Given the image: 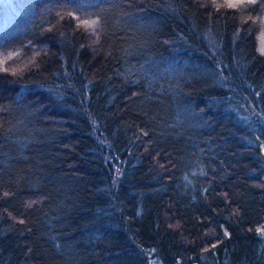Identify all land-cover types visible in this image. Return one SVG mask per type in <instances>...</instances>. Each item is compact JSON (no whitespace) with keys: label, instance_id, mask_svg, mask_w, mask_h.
I'll return each instance as SVG.
<instances>
[{"label":"trees","instance_id":"trees-1","mask_svg":"<svg viewBox=\"0 0 264 264\" xmlns=\"http://www.w3.org/2000/svg\"><path fill=\"white\" fill-rule=\"evenodd\" d=\"M213 2L0 0V264H264V0Z\"/></svg>","mask_w":264,"mask_h":264},{"label":"rangeland","instance_id":"rangeland-1","mask_svg":"<svg viewBox=\"0 0 264 264\" xmlns=\"http://www.w3.org/2000/svg\"><path fill=\"white\" fill-rule=\"evenodd\" d=\"M211 0H209L210 2ZM221 1H224V3L230 7L229 5L230 4H236L237 6L234 7L236 9H240L239 11L242 10V7H245L246 3H249L248 0H214V5H219ZM1 4V3H0ZM262 20L261 22L263 23L262 25V29H264V16H261V19ZM264 32V31H263ZM258 44H259V48L261 51L264 52V34L263 33H259L258 35ZM26 57H19L17 54H9L5 57L1 56L0 57V70H3V69H6L8 71H11L13 69H17L18 66H20L23 62H25V59ZM28 58L31 59L32 58V55L31 54H28ZM28 61H26V63L24 64H27Z\"/></svg>","mask_w":264,"mask_h":264},{"label":"snow or ice","instance_id":"snow-or-ice-1","mask_svg":"<svg viewBox=\"0 0 264 264\" xmlns=\"http://www.w3.org/2000/svg\"><path fill=\"white\" fill-rule=\"evenodd\" d=\"M248 2H249V3H254L255 0H248ZM229 6H230V7H236L237 5H236V4H230ZM84 23H85L86 25H88L89 27H92V26H94V25L97 23V21H91V22H89V21H84Z\"/></svg>","mask_w":264,"mask_h":264}]
</instances>
